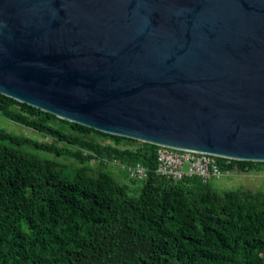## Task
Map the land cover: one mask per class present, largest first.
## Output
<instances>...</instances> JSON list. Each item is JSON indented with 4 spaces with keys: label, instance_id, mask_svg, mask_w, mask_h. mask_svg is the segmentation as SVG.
Masks as SVG:
<instances>
[{
    "label": "water",
    "instance_id": "obj_1",
    "mask_svg": "<svg viewBox=\"0 0 264 264\" xmlns=\"http://www.w3.org/2000/svg\"><path fill=\"white\" fill-rule=\"evenodd\" d=\"M0 94L105 134L264 163V0H0Z\"/></svg>",
    "mask_w": 264,
    "mask_h": 264
},
{
    "label": "trees",
    "instance_id": "obj_2",
    "mask_svg": "<svg viewBox=\"0 0 264 264\" xmlns=\"http://www.w3.org/2000/svg\"><path fill=\"white\" fill-rule=\"evenodd\" d=\"M0 114L80 148L0 128V264H264V195L220 194L198 177L173 182L155 172L158 146L62 120L2 94ZM51 119L81 134L111 137L116 144L134 142L146 150L71 136L49 125ZM27 148L81 164L99 159L141 163L150 171L139 196L130 197L107 172L94 176L87 166L70 170ZM255 164L231 160L221 168L227 172Z\"/></svg>",
    "mask_w": 264,
    "mask_h": 264
},
{
    "label": "rangeland",
    "instance_id": "obj_3",
    "mask_svg": "<svg viewBox=\"0 0 264 264\" xmlns=\"http://www.w3.org/2000/svg\"><path fill=\"white\" fill-rule=\"evenodd\" d=\"M11 109L15 112H23L18 106H12ZM38 117L39 116H33V118H38ZM47 123L53 127H56L64 131L65 133L71 136L80 135L84 139L95 142L102 146L111 145L121 149L129 148L132 150H140V151L146 150V148L142 147L141 144L134 142L122 141L119 144H116L115 140L111 137L103 136L96 133L81 134L69 124L64 123L58 119L48 120ZM0 128L6 129L7 131L19 136L29 137L39 142L56 144L57 146L60 147L69 146L73 150L80 149L77 146L68 145L67 143L59 141L50 135L41 133L37 130H34L32 128L26 127L22 124L9 120L4 116H2L1 114H0ZM27 150L32 151L33 153L38 154L41 157L52 159L62 164H66L70 170H75L77 168L87 166L90 169V173L94 176H96L101 171L107 172L110 175H112L119 184L127 188L128 195L130 197L139 196L141 189L143 187L142 181L131 180L125 172L120 170V168L114 165H110L108 162L104 160L99 159L97 161H92L87 164H81L75 159L66 156L56 157L53 154L44 151L34 150L31 148H27ZM82 151L85 154L89 153L88 150L82 149ZM223 174L224 175L219 179H212L208 181V184L214 191L220 194H223L226 191H249L252 193L264 195V164L263 163H256L252 167H247L243 170L235 166L233 167L232 170L224 172ZM189 186H191V184H189Z\"/></svg>",
    "mask_w": 264,
    "mask_h": 264
},
{
    "label": "built area",
    "instance_id": "obj_4",
    "mask_svg": "<svg viewBox=\"0 0 264 264\" xmlns=\"http://www.w3.org/2000/svg\"><path fill=\"white\" fill-rule=\"evenodd\" d=\"M230 161V159L207 153L158 146L155 172L173 182L192 177H198L203 182H208L212 179L221 178L224 175L221 164ZM106 162L120 168L132 180L145 181L148 178L150 170L141 163L128 164L118 159L107 160Z\"/></svg>",
    "mask_w": 264,
    "mask_h": 264
}]
</instances>
